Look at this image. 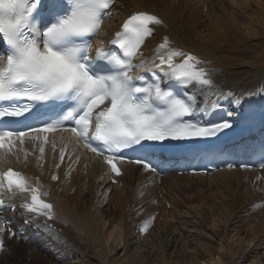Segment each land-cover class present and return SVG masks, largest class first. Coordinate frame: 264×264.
I'll return each mask as SVG.
<instances>
[{"label": "snow or ice", "instance_id": "obj_1", "mask_svg": "<svg viewBox=\"0 0 264 264\" xmlns=\"http://www.w3.org/2000/svg\"><path fill=\"white\" fill-rule=\"evenodd\" d=\"M115 3L0 0V150L17 160L14 149L23 151L26 161L29 153L18 145L26 140L38 142L39 163L44 160L45 145L56 151L49 134L67 132L66 139L61 136V162L69 144L73 149L82 146L102 160L110 173L120 176L119 165L128 159L125 149L138 153L128 162L155 172L162 163H154L157 152L175 146L166 142L213 138L233 128L232 111L224 112L215 122L190 119L197 113L221 111L218 102H208L211 95L232 98L237 109L242 103L233 93L216 91L209 70L201 67L204 62L197 56L172 47L165 36L153 50L151 61L134 63L144 55L142 46L154 35V26L163 24L156 15L131 14L109 41L115 47L105 49L101 42L93 50L92 38L100 35L105 18L114 15L111 9ZM148 63L153 65L147 69L151 79L133 74ZM191 85L205 96L203 106L198 107L196 93L174 90ZM68 122L71 127L66 126ZM259 152L264 159V144ZM69 159L79 163L80 155L74 150ZM51 178L59 179L57 175ZM42 188L39 181L33 182L12 168L0 171V190L29 194L23 210L34 218L52 220L53 205L41 198L47 195ZM6 224L10 222L0 217V250L6 230L16 235ZM150 226L151 220L146 221L139 231L146 233Z\"/></svg>", "mask_w": 264, "mask_h": 264}, {"label": "bare ground", "instance_id": "obj_2", "mask_svg": "<svg viewBox=\"0 0 264 264\" xmlns=\"http://www.w3.org/2000/svg\"><path fill=\"white\" fill-rule=\"evenodd\" d=\"M114 8L120 19L133 10L153 11L163 24L155 26L147 48L153 54L166 36L171 46L191 50L215 86H222L220 92L256 94L245 93L243 86L264 81V40H256L264 34V0H117ZM59 149L45 147L44 160L34 164V155L25 161L21 152L16 164L35 173L65 232L45 233L47 219L33 241L6 230L8 249L0 252V264H67L55 255L66 249L79 264H237L236 258L238 264H264V169L231 167L154 179L127 166L111 182L107 166L91 152L70 147L61 162ZM74 150L79 163L69 159ZM183 205L196 216L195 226H204L195 228L193 237L177 232ZM149 220V230L139 231ZM234 229L238 237L229 235ZM40 237L46 243L39 245Z\"/></svg>", "mask_w": 264, "mask_h": 264}, {"label": "rangeland", "instance_id": "obj_3", "mask_svg": "<svg viewBox=\"0 0 264 264\" xmlns=\"http://www.w3.org/2000/svg\"><path fill=\"white\" fill-rule=\"evenodd\" d=\"M257 38H259V39H256L257 42L260 41V40H264V34H262L261 36H258ZM180 213H181V218L178 217V219L176 220L177 221V224L176 225H177V228H178V231H177L178 233L182 232V230H183V232L185 231L186 233H188L190 235V237H193L192 236V233H193V230L195 228H199L201 230L204 228V226L202 227L201 225L200 226L197 225V227L195 226V221H196L197 218H196V216L194 214L189 213V212H186V206L183 205L181 207ZM242 215H247V211H245L244 213H242ZM244 217L245 216H243V218ZM249 218H250V216H246L245 219L248 220ZM217 223L219 224V222H217ZM209 224L211 225V223L210 222L207 223V226L208 227H210ZM237 224H238V226H240L239 225L240 223H237ZM215 227L218 228L219 226H215ZM229 228H232V227H229ZM171 229L174 230L175 228L171 227ZM210 229H211V227H210ZM235 230L236 229H234L233 231L232 230H229L228 231L229 235L233 234L236 237H238L237 236L238 233H235V232H237V230L236 231ZM196 239L201 240L202 239V236L197 237ZM192 247H193V245H192ZM192 247H190V248H192ZM120 253H121V251H120ZM65 262L67 264H79L78 261H76V258H71L69 260H66ZM240 262H241V258H236V263L238 264Z\"/></svg>", "mask_w": 264, "mask_h": 264}]
</instances>
